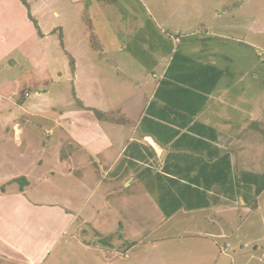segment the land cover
<instances>
[{
  "label": "crops",
  "instance_id": "1",
  "mask_svg": "<svg viewBox=\"0 0 264 264\" xmlns=\"http://www.w3.org/2000/svg\"><path fill=\"white\" fill-rule=\"evenodd\" d=\"M11 1L13 0H0V6H3L0 7V180L6 181L9 186L12 185L10 187L12 189H0V264H111V254L115 256L120 254L119 259L123 261L122 264L127 263L129 258L127 250H133L141 242H145L141 234V225L139 233L136 232L137 224H141V220L125 222V225L120 213L113 214L114 210L111 211L108 205H105L104 210L97 205L82 215L84 211L82 207H75L72 204L78 193L91 194L96 190L94 188L98 187L99 183L94 185L97 164L104 175L114 173V169L120 168L119 173H115L116 178L121 174L125 177L128 167L138 170L134 179L145 184V188L149 191L146 195L152 202L157 203L155 214L158 211L161 215V219H156L154 226L152 224V228H149L147 236L151 235V239L146 237L147 242L158 240L154 238L155 232L152 230L166 228L167 231L159 239L168 240L187 236L191 238V246L193 241L199 242L200 253L191 256L187 264H216L220 260L218 252L220 249L223 250L217 240L224 236L221 230L224 228L236 230L241 222L239 214L245 211L253 212L256 207L249 203L253 191L248 189L245 191V200H243L244 195L232 200L225 195V190L220 184L210 185L211 181L215 182L217 175L210 172L209 166L213 167L220 162L223 154H227L233 166L234 176L239 170L248 171L243 167L247 165L246 160L252 155L248 154V151L253 150L254 130L251 127L256 122L260 127L261 125L264 127L263 121L256 120L257 116L264 115V110L256 111L254 107L244 108V103L248 101L242 98L243 89L238 91L235 88L241 79L229 81L226 78L223 56H220L216 45L218 42L216 39L221 37V33L208 31L205 26L203 29L194 28L199 25L191 27L184 34H179L180 39L168 37L167 49L162 52L155 49V54L148 65L151 69L144 68L142 63H133L134 70L129 72L127 67L121 66L122 62L126 61L127 46L114 47L117 55L112 56L111 50L105 49V46L98 43L99 41L90 42L92 35L89 28L92 27L87 25L88 18L84 22L73 12L78 2L87 5L90 0H66L65 4L71 7L70 12H67L69 7L65 9L64 4L57 1L54 5L56 7L52 10L58 24L52 25L55 27L53 28L60 31V38L68 37L71 33L77 40L73 54L64 48V42L68 44L67 40H61L63 49L70 55L72 92L77 105L71 110H55V113H52L54 125L48 129L49 134L52 135L57 131V134H60L56 137L64 139L51 140L45 148L48 155L51 150L52 158L48 160V165L50 169L51 166H56L51 172L57 171L59 177L54 178V181L57 182L56 186L61 188V190L50 189L62 191L63 195L60 196L63 197V201L62 203L38 201L32 199L29 189L41 182L46 191L48 187L44 183L48 181L49 176L40 179L43 176L40 170H27L23 164H29L26 161L29 158L28 154L34 149V141L40 137L37 127L28 126V122L36 117L41 118V111L38 110L39 113H36L35 104L31 109V104H25L23 101L27 97L25 93L22 95L23 98H20L18 89H13L14 76L9 73V69L15 62L9 57L13 51L18 50L25 58L28 67L33 65V58L31 49L22 46L19 41L14 42V35L10 34ZM14 1L25 8L24 19L32 23L33 40L40 44L41 36L45 33L48 36L53 28L47 29L45 33L42 32L34 11H31L33 5L30 0H25L26 4H23L22 0ZM95 1L100 5L105 3L111 5L116 0ZM32 19L36 21L38 28ZM175 54L179 56L182 64H177L172 73L179 75L181 79L179 83L170 81L164 85L162 80L166 79L167 69ZM159 64H161L160 69H152ZM203 65L213 66L219 70L220 75L213 90L207 94L204 106L192 117L191 124L196 122L197 126H194L198 133L210 131L205 126L211 127L212 131L216 132L217 139L207 140L204 143L173 144L171 142L166 145L159 143L146 132L148 129L146 124L141 123L142 118L147 114L148 105L154 101L158 107L162 105V101L155 97L158 91L168 98L171 93L183 95L184 92L177 86L185 87L186 80L188 83H204L202 78L195 77L196 71H199V67ZM192 70L195 72L190 73ZM80 79L85 80L87 85L81 86ZM207 83L210 84L211 81ZM132 86H137L138 91L133 90ZM41 93L39 92V95ZM129 99L135 103L133 109L125 105ZM14 106H19L20 110L16 111ZM95 110L102 112L101 119L96 116ZM153 111L156 112V108ZM42 113L43 120L35 122V126H42L47 119L46 112ZM173 126L177 127V125ZM187 128L181 129V132L186 131ZM63 148H66V151L63 152ZM37 160L38 162L33 164L40 167L47 158L45 161L43 158ZM16 164L22 165L14 169ZM173 166H180L182 169L176 170ZM168 167L169 170L166 171ZM204 167L208 172L202 170ZM198 170L202 173L199 174ZM19 174H24L22 177L25 178L26 184L21 188H14V180L21 176ZM160 175L163 176V184H159ZM198 175L201 181H205L198 187L199 192L194 188L184 190L182 186L177 185L181 184L180 182L187 183L190 177ZM229 176L231 178V175ZM132 177L130 176V179ZM169 178L180 182L171 184ZM52 184L54 185L53 182ZM74 186L78 188L73 189ZM105 191L115 192H110L107 188ZM190 194H199L203 197L204 205L189 209L184 201L185 203L170 215H166L160 207L158 198L162 195L190 197ZM227 194L229 195L228 192ZM123 211L119 209L118 212ZM176 226L198 229L201 232L188 231L176 234L174 233ZM168 229L171 231L168 232ZM125 242L130 244L129 249H126ZM223 244L224 251L230 248L228 242ZM102 252L105 255L100 254ZM161 262L162 260L160 263L155 260L153 264H162Z\"/></svg>",
  "mask_w": 264,
  "mask_h": 264
},
{
  "label": "rangeland",
  "instance_id": "2",
  "mask_svg": "<svg viewBox=\"0 0 264 264\" xmlns=\"http://www.w3.org/2000/svg\"><path fill=\"white\" fill-rule=\"evenodd\" d=\"M30 1L33 5L31 11H34L38 19L37 23L43 33L47 29L53 28L52 25L58 24L54 10H52L53 7H56L54 5L57 1L62 2L65 9L69 7L67 12L71 11V7L65 4L66 0H45L46 4L44 0ZM9 10L11 17L10 34L14 35V42L19 41L22 46L29 47L33 58V65L28 67L25 58L18 50L13 51L9 57L15 62L9 69V73L14 76L13 89H18L20 98H23L22 95L28 92L26 100H23L25 104H31V109L35 104V112L41 111V118L36 117L28 122V126L37 127L40 137L34 141V149L28 154L29 158L26 161L29 164L23 165L26 166L27 170H40L43 175L40 179L49 176L47 177L48 181L44 183L48 187L46 190L48 192L44 190L41 182H38L32 189H29L28 186V189L34 200L62 203L63 197L60 195H63V192L50 189L58 188L61 190L59 186H56L57 182L54 181V178L59 177L57 171L51 172L56 166H51L50 169L48 165V160L52 158L51 150L50 155H48L45 148L51 140L57 139L56 136L60 134H57V131L52 135L49 134L48 129L54 125L52 113H55V110H71L77 105V100L72 92L73 78L70 69V55L66 54L61 44V40H67L68 44L64 42V48L73 54L77 40L71 33L68 37L60 38V31L55 30L54 27L51 34L49 33L47 36L45 33L44 36H41L40 44H38L37 41L34 42L33 40L34 28L32 23L24 19L25 8L13 0L9 4ZM73 12L76 17L83 19L84 22L88 18L87 25L92 27L87 26L92 35L89 39L90 42L99 41L98 43L105 46V49L111 50L112 56L117 55L116 47L127 46L129 53L126 52V61L122 62L121 66L127 67L129 72L134 70L135 65L133 63H142L144 68L151 69L148 65H150V59L155 54V49L160 52L165 48L167 49L168 37L180 39V35L191 27L199 25L194 28L201 27L203 29L205 26L208 31L221 33V37L216 39L218 40L216 45L220 56H223L226 78L229 81L241 79L235 88L238 91L243 89L242 98L248 101L244 103V108L254 107L256 111L264 110V0H116L111 5H107V3L100 5L95 0H90L87 5L84 2H78L74 6ZM160 67L161 64L155 65L152 69L158 70ZM246 83L249 84L244 85ZM80 84L81 86L87 85L83 79H80ZM132 88L138 91L137 86H132ZM39 92L42 93L39 95ZM134 104L132 99L125 103L132 109ZM14 109L20 110L19 106H14ZM42 112H46L47 119L44 120L42 126H35V122L43 120ZM256 120L264 122V115L257 116ZM262 126L260 127L256 122L251 127L254 130L252 133L253 150L248 151V154L252 155L246 160L248 162L246 167H243L250 172L264 173V127ZM63 139L60 137L57 141ZM62 151H66V148H63ZM59 152H61L60 149ZM38 158H43V161L47 158V160L44 165L39 167L37 164H33L38 162ZM21 165L16 164L14 169ZM155 167L158 168L159 166ZM95 168L97 176L94 185L99 183L97 184L98 187H95L96 190L91 194L90 192L86 195L78 193L72 204L75 207H82L84 210L82 215L97 205L102 210L106 209L105 205H108L111 211L114 210L113 214L120 213V218L124 223L141 220V224H137L136 232L139 233L142 228L141 234L145 242H141L133 250H127L129 258L126 264H153L155 260L158 263L162 260V264H176V262L187 264L191 256L200 253L198 251L199 242L193 241L191 246V238H187V236L168 240L159 239L167 231L166 228L158 231L152 230L155 232L154 238L158 240L147 242L146 237L151 239V235L147 236L149 228H152V224L154 226L156 219H161V215L158 214V211L155 214L157 203L152 202L146 195L149 191L145 188V184L134 179L138 170H135L134 167L133 170L128 167L125 177L121 174L116 178L115 173L118 174L120 168L114 169V173L109 175H104L103 170H99L98 164ZM19 175L21 176L16 179L19 178L20 180H14V188H21L26 184L25 178L22 177L24 174ZM130 176L133 177L130 179ZM5 182L0 180V189L12 187ZM89 184L90 181L87 188ZM106 188L110 192H115L108 193L105 191ZM82 191L80 190V192ZM249 203L256 207V210L239 214L241 222L235 228L236 230L231 231L225 228L221 230L224 236L217 240L222 245L223 250H219L218 258L220 260L216 264H264V189L259 195L253 196ZM119 209L124 210L125 213L118 212ZM123 222L122 225H124ZM170 231L168 229V232ZM188 231L201 232L198 229L174 227L176 234ZM225 242L230 244V248H226L224 251L223 243ZM124 245L126 249H129L130 244L125 242ZM190 250L191 253L189 254ZM167 253L168 256L165 255ZM100 254L105 255L103 252ZM132 255L133 257H130ZM111 256V264L123 263L119 259L121 258L120 254L119 256L111 254ZM117 260L119 261L116 262Z\"/></svg>",
  "mask_w": 264,
  "mask_h": 264
},
{
  "label": "trees",
  "instance_id": "3",
  "mask_svg": "<svg viewBox=\"0 0 264 264\" xmlns=\"http://www.w3.org/2000/svg\"><path fill=\"white\" fill-rule=\"evenodd\" d=\"M22 2L23 4H26L25 0H22ZM34 23L36 28H38L36 21H34ZM179 60V56L175 54L167 69L165 75L166 79L162 80V84L167 85L170 81L179 83V80L181 79L180 76L172 73L173 68L177 64H182V62L180 63ZM199 68V71H196L197 73L195 74V77L199 76L198 78H202L204 83L197 84L191 81V83H188V80H186L184 81L186 85L185 87L177 86L179 90H182L184 92L183 95H179L180 93H177L178 95L175 93H171L167 98L163 94H161L160 91H158L155 97L156 99L162 101V105L158 107L155 101L151 102L148 105V108L146 109L147 114L142 118L141 123L146 124V126L148 127L146 132L152 135L159 143L164 145L171 142H173V144H182L183 142L204 143V141L207 140L214 141L217 139L216 132L214 130L212 131L211 127L200 124L201 126H205V128L209 129L212 132L204 131L203 133H198L196 127L194 126H197L196 122H193L191 124L192 117L200 109H202L204 103L206 102L207 94H209L213 90L220 75L218 73L219 70H217L211 65H203ZM192 72H195V70H192L190 73ZM190 73L189 76H191ZM207 81H211V83L208 84ZM155 108L157 110L156 112L153 111ZM95 114L100 119L103 117L102 112H100L99 110H95ZM169 114H173L174 116H170ZM173 125H177V127ZM183 128H187V130L181 132V129ZM173 167L176 170L182 169L180 166ZM209 168L211 173L217 175V179L215 180V182L214 180L211 181L210 185H212L213 183L220 184L223 190H225V195L229 199L234 200L237 196L244 195L247 189L251 192L253 191V196H257L264 189V173L239 170L236 176H234L232 169L233 166L230 163V159L227 154H223L221 156L220 162L213 165V167L209 166ZM167 170H169V167L166 168V171ZM202 170H207V168L204 167L202 168ZM175 172L180 173L178 171ZM198 173L201 174L202 171L198 170ZM229 175H231V178ZM162 178L163 176L160 175L159 184L164 183V181H162ZM18 180L20 179H16V181ZM169 181L171 184H177L180 182L178 180H174L173 178H169ZM186 182L187 183L180 182L181 184L177 185L182 186L184 190H188V188H194L199 192L198 187L202 185V183H204L205 181H201L198 175L190 177V180H187ZM227 192L229 193V195L227 194ZM243 197V200H245V195ZM203 199L204 198L200 197L199 194H190V197H172L162 195V197L158 198L160 207L166 215L172 214L174 211L179 209L185 202L186 207H188L189 209L201 207L202 205H204V202H202Z\"/></svg>",
  "mask_w": 264,
  "mask_h": 264
},
{
  "label": "built area",
  "instance_id": "4",
  "mask_svg": "<svg viewBox=\"0 0 264 264\" xmlns=\"http://www.w3.org/2000/svg\"><path fill=\"white\" fill-rule=\"evenodd\" d=\"M25 96H28V93L27 92H25V94H24Z\"/></svg>",
  "mask_w": 264,
  "mask_h": 264
},
{
  "label": "water",
  "instance_id": "5",
  "mask_svg": "<svg viewBox=\"0 0 264 264\" xmlns=\"http://www.w3.org/2000/svg\"><path fill=\"white\" fill-rule=\"evenodd\" d=\"M127 183H128V182H127ZM127 183H126V184H127Z\"/></svg>",
  "mask_w": 264,
  "mask_h": 264
}]
</instances>
